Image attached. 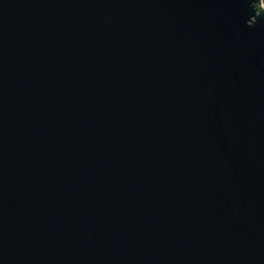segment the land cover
<instances>
[{"label": "water", "instance_id": "95a60500", "mask_svg": "<svg viewBox=\"0 0 264 264\" xmlns=\"http://www.w3.org/2000/svg\"><path fill=\"white\" fill-rule=\"evenodd\" d=\"M0 264H264L263 0H0Z\"/></svg>", "mask_w": 264, "mask_h": 264}, {"label": "trees", "instance_id": "16d2710c", "mask_svg": "<svg viewBox=\"0 0 264 264\" xmlns=\"http://www.w3.org/2000/svg\"><path fill=\"white\" fill-rule=\"evenodd\" d=\"M263 4H264V0H263Z\"/></svg>", "mask_w": 264, "mask_h": 264}]
</instances>
